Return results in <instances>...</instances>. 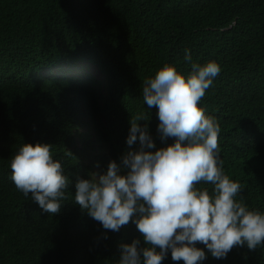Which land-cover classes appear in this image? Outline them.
Masks as SVG:
<instances>
[{"label":"trees","instance_id":"obj_1","mask_svg":"<svg viewBox=\"0 0 264 264\" xmlns=\"http://www.w3.org/2000/svg\"><path fill=\"white\" fill-rule=\"evenodd\" d=\"M185 50L220 65L199 106L219 123L224 171L243 186L237 199L264 213V0H0V264H117L120 245L141 238L134 223L109 231L82 212L75 183L129 150L130 119L142 111L162 146L143 81L165 63L187 76ZM84 66L104 81L69 75ZM24 143L53 145L70 178L59 214L10 178ZM196 246L206 253L200 264H264V247L216 259ZM163 264L184 262L169 252Z\"/></svg>","mask_w":264,"mask_h":264},{"label":"clouds","instance_id":"obj_2","mask_svg":"<svg viewBox=\"0 0 264 264\" xmlns=\"http://www.w3.org/2000/svg\"><path fill=\"white\" fill-rule=\"evenodd\" d=\"M184 60L191 67L187 76L165 63L143 81V103L157 110L162 146L157 148L142 111L130 119L129 150L110 160L103 173L75 183L74 203L103 229L136 225L143 245L141 238L121 244L117 264H163L169 252L175 262L200 264L206 253L198 243L216 259L234 247H264V213L237 199L243 186L224 171L219 123L199 106L220 65L193 62L188 50ZM10 168L18 191L31 194L44 212L60 213L71 181L53 158V145L24 143ZM201 184L211 185V192Z\"/></svg>","mask_w":264,"mask_h":264},{"label":"rangeland","instance_id":"obj_3","mask_svg":"<svg viewBox=\"0 0 264 264\" xmlns=\"http://www.w3.org/2000/svg\"><path fill=\"white\" fill-rule=\"evenodd\" d=\"M80 71L91 73V74L95 75L98 79L104 81L103 77L101 76V74L99 73V71L95 67H85L84 66L80 70L79 69H72V70H70L69 75H76ZM53 74L54 75H57V74L62 75V74H64V72L54 71Z\"/></svg>","mask_w":264,"mask_h":264}]
</instances>
